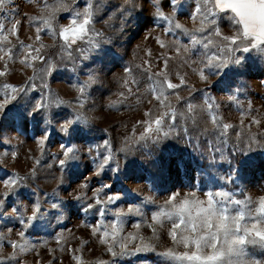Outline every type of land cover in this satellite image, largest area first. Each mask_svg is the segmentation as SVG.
<instances>
[{"label":"snow or ice","instance_id":"6c2138e0","mask_svg":"<svg viewBox=\"0 0 264 264\" xmlns=\"http://www.w3.org/2000/svg\"><path fill=\"white\" fill-rule=\"evenodd\" d=\"M11 2L12 0H0V77L7 76L9 61L31 69L32 74L22 83L17 81L0 85L4 96L0 100V112H6L13 102H19L23 98L28 106L27 117L36 120L37 124L39 120H43V126L38 128L42 134L34 137L33 147L39 150L40 157L51 156L53 163L47 167L58 169L59 175L53 176L58 186H66L67 190L76 184L67 196H61L57 188L53 189L56 194L55 202L49 203V208L56 210L57 220L64 219V210H71L73 207H77L80 214L91 213L94 219V223L86 224L89 230L87 239L83 236L78 238L71 232L67 235L57 232L54 237L55 248L49 247L47 241L43 242L47 251L55 253L58 248L61 253H70V264H115L116 257L134 256L137 253H154L161 259V264H264V194L253 196L241 188L237 198L223 189L202 194L190 189L171 191L162 202L157 203L153 195L141 196L136 188L127 186L128 181L140 179L134 160H128L133 144L143 142L146 145L151 140L154 145H159L177 126V121L184 120L187 124V120L192 119L195 123L197 108L204 112L214 126L222 129L224 143H228V130L233 129V125L229 122L221 123L223 118L214 113L210 102L212 98L207 92L200 105L192 103V94L197 89L189 85L187 74L180 68L190 69L206 89L210 76L217 78L216 83H221L234 71V66L242 64L244 57L238 55L240 51L256 50L264 57V0H197L188 13L179 11L178 0H166L171 5V11L168 12L164 11L159 0H152V14L163 18L174 29L181 30L182 34L190 38L189 44L181 45L176 40L165 42L158 35L156 43L161 49L174 50L171 55L165 52L162 57L157 56L160 64L154 67L152 50L146 48L144 57L138 64L129 61L122 67L121 73L114 76L120 86L116 93L118 99L110 102L109 106L119 103L123 107V102L133 95L137 96V104L146 101L151 106L144 108L141 118L135 120L133 125L134 133L137 125L143 131L138 137H125L119 148L105 138L101 143L87 142L86 149L84 142H77L75 137L84 129H90L88 126L97 119L86 114L87 101L92 96L94 86H103L105 77L96 68H89L85 78L81 79L76 65L90 58L87 55L89 51L100 50L103 43L112 42L111 37L103 31L88 27L93 22L94 12L100 10L103 0H86L83 8H78L77 0H71L70 3L69 0H32L38 11L35 15H27V23L34 28L32 36L27 39L20 38V20L13 17L9 24L3 20V13L10 11L6 5ZM139 7L141 4L135 0H122L114 12L123 19ZM61 12L70 13L67 23L58 22V14ZM221 14L228 20V24L223 27L217 19ZM181 15L193 21L191 27L181 22ZM44 30L54 41L53 45L43 42ZM169 31L170 29L163 28V32ZM85 40V46L77 47L79 42ZM57 45L59 51L55 54L46 51ZM197 45L200 47L197 48ZM74 52L78 54L77 57L73 56ZM194 55L198 58L192 59ZM65 61L72 62V71L76 73L71 84L76 94L71 101L56 95L47 82V77ZM176 61L179 65L173 73L172 65ZM37 79L41 81L42 94L39 98H34L29 93L37 88ZM141 84L145 85L143 93ZM182 87L188 88L187 97L180 94ZM43 89H47V92ZM228 99L240 103L235 96H229ZM69 103L76 106L74 114L61 116L56 111L57 107ZM248 110L249 113L252 110L251 102H248ZM244 115L245 112L241 111V116ZM166 118L172 121L168 123V131L164 130ZM248 125L246 138L242 139L243 134L236 132L233 153L246 154L254 146L264 150V113L249 115ZM252 125L257 126L260 131L252 132ZM53 130L62 134L65 140L58 143L55 151L49 153L48 144ZM103 131L107 132L108 129ZM183 131L187 133L189 129L184 127ZM118 154H123L126 163L121 164ZM11 156L15 158L18 153L12 151ZM87 158H91V169L87 175H82L73 182L69 170L78 167ZM40 163L41 159L37 158L35 165ZM243 163L241 161V165ZM35 165L24 175L12 169L11 174L0 178V184L3 185V191H0V216L11 217L21 225L20 230L8 227L0 231V264H29L26 254L36 250L37 246L28 242L24 229L35 227L33 221L43 217L48 210L41 211V198L38 189L34 188L30 194L35 200L30 201V211L25 212L20 199L23 193L18 191L21 187H28L29 176L33 180L39 178ZM109 172L112 173L111 177L105 179ZM233 177L243 178L242 166L232 168L231 174L226 178L232 181ZM114 181L122 182L126 188H114ZM9 196H15L16 203L10 211H4L7 206L5 198ZM44 196H48V192H44ZM122 202L127 206L117 207ZM150 204L155 209L149 214L144 209ZM109 215L111 219L108 218ZM126 222L132 223L130 229ZM148 230L151 234L146 236L145 232ZM69 238L76 243H69ZM93 238L101 246L102 253L110 254L107 258L94 254L91 260L85 258V252L94 253V248L88 247ZM162 239L170 243L161 247ZM5 241L6 245L3 243ZM248 245L260 250L259 258L249 254ZM5 246H10V250L3 252ZM31 264H44V261L36 260L34 256ZM140 264L149 262L141 260Z\"/></svg>","mask_w":264,"mask_h":264},{"label":"rangeland","instance_id":"374dc122","mask_svg":"<svg viewBox=\"0 0 264 264\" xmlns=\"http://www.w3.org/2000/svg\"><path fill=\"white\" fill-rule=\"evenodd\" d=\"M70 2L71 0H69ZM135 2L141 4V7L134 9L130 15L121 19L114 9L120 6L122 0H103L100 10L94 12L92 24L88 26L103 31L111 37L112 42L101 45V48L106 50L102 57L99 55L100 50H92L87 53L89 59L82 60L76 65L81 79L85 78L86 70L89 68H96L105 77L103 86H94L92 96L87 101L86 114L97 119H94L92 125L88 126L90 129H84L75 137L77 142H84L85 149L88 147L87 142L101 143L105 138L110 139L112 144L119 148L124 143L125 137H138L143 131V128L137 125L134 133L133 125L135 120L141 118L144 108L151 106L147 105L146 101L143 104H137V96L133 95L123 102V107L119 103L109 106L110 102H115L118 99L116 93L120 86L114 76L121 73L122 67L129 61L138 64L144 57L146 48L152 50L151 59L154 67L160 64V61L156 59L157 56L162 57L165 52L171 55L174 50L161 49L160 45L156 43L158 35L165 42L176 40L181 45L189 44L190 38L182 34L181 30L174 29L173 25L163 18L152 14V0H135ZM159 2L164 6V11H171V5L167 4L166 0H159ZM195 2L197 0H178L179 11L188 13ZM85 3L86 0H77L78 8H83ZM6 7L10 11L3 13L4 22L9 24L15 17L21 21L20 38L27 39L32 36L34 28L27 23V15H35L38 11L32 0H12ZM69 17L70 13L61 12L58 14V22L60 24L67 23ZM109 17L112 19L109 20ZM179 19L189 27L193 24V21L184 15L179 16ZM217 19L221 22L222 27L228 24L227 17L222 14L218 15ZM106 20H108L107 24ZM163 28H168L170 31L163 32ZM42 39L50 46L54 44L46 30L43 31ZM85 44L86 40L81 41L77 47H83ZM46 51L49 54H55L59 51V45L55 48L50 47ZM238 55L244 57L242 64L234 66V71L229 73L225 81L221 83H216L217 78L210 76L206 89L204 83L190 69L180 68L187 74L189 85L195 86L197 89L192 94V103L200 105L205 92H207L212 98L210 102L213 104L214 113L223 118L221 123L229 122L233 125V129L228 130V143H224L225 137L221 135L222 129L214 126L204 112L197 108L195 123L192 119H188L187 124L184 120L177 121V126L159 145H154L151 140L146 145L143 142L133 144L128 160H134L133 164L140 179L128 181V187L136 188L141 196L153 195L157 203L162 202L171 191H188L190 189L201 194L208 192V189L211 191L223 189L237 198L240 196L238 190L241 188L253 196L264 194V150L254 146L252 151L246 154H237L232 151L233 143H236V132L243 134L242 139L246 138L248 134V116L264 113V83H261L264 81V57H261L256 50L240 51ZM73 56L77 57L78 54L74 52ZM197 58L196 55L192 56V59ZM177 65H179L178 61L173 63V73ZM72 68L71 61L61 62V66L55 68L47 77V82L51 85L54 93L66 101H71L76 94L75 89L71 87L76 76ZM31 74V69L23 68L18 62L9 61V71L6 77H0V85L17 81L22 83ZM35 82L37 88L33 89L29 95L39 98L42 94L41 81L37 79ZM28 86L25 85V87ZM200 89L204 90L200 91ZM237 89L242 91H237ZM43 91L47 92V89H43ZM133 91L135 92V87ZM144 91L145 85L141 84V93ZM187 93L188 88L182 87L180 94L187 97ZM12 94L15 95V93ZM229 96H235L240 103L238 104L236 100H229ZM2 99H4L3 88L0 87V100ZM248 102L252 104L250 113ZM27 107L21 98L19 102H13L6 112H0V178L11 174L12 169H16L21 175H24L35 165L37 158L41 159V163L35 165L39 178L33 180L29 176L28 187L18 189L23 193L20 199L25 206L23 209L25 212L30 211V201L35 200V197L30 194L34 188L38 189L41 198V211L48 210L43 217H38L33 221L35 227L29 226L24 229L28 242L37 246L35 251L26 254V258L29 264L34 256L36 260L44 261V264H70V253H61L58 248L55 253H49L43 242L47 241L49 247L55 248L54 237L57 232H64L65 235L71 232L78 238L83 236L87 239L89 230L86 224L94 223V219L91 213L80 214L78 208L73 207L71 210H64V219L57 220L56 210L49 208V203L55 202L54 188L58 189L61 196H67L69 192H72V188L76 187V184L74 183L72 188L67 190H65L66 186L56 184L53 176L59 175L58 169H48L47 167L48 164L53 163L51 156L40 157L39 150L33 147L34 137L42 134L38 128L43 126V120L37 118L39 120V124H37L36 120L27 117ZM75 107L72 103L59 105L56 111L61 116L69 113L74 114ZM241 111L245 112L244 116H241ZM168 123H172V121L166 118L165 131H168ZM184 127L189 129L187 133L183 131ZM105 128L108 129L107 132L103 131ZM251 131L258 133L260 129L252 125ZM5 140L9 142L6 143ZM64 140L65 137L62 134L53 130L50 133L51 142L48 144V152L55 151L58 143L64 142ZM12 151H16L18 156L12 157ZM118 155L121 164L126 163L123 154ZM229 159H231V164H229ZM241 161H244L243 165H241ZM241 166L243 167V178L233 177L232 181L227 180L226 177L231 174V169ZM91 167V158L83 159L78 167L69 170L71 180L76 182L82 175H87ZM111 175L112 173L109 172L104 178L107 179ZM113 187L126 188V185L120 181H114ZM0 191H3L2 184H0ZM44 192H48V196H44ZM5 199L7 206L4 211H10L16 203V197L9 196ZM121 206L126 207L127 204L122 202L117 205V207ZM154 209L155 206L150 204L144 211L150 214ZM108 218L112 217L109 215ZM126 223L130 229L132 223ZM8 227H14L16 230L21 229L18 220L0 216V231H4ZM150 234V230L145 232L146 236ZM68 242L76 243L71 238ZM3 243L7 244L6 241ZM166 243H170V241L162 239L160 246L163 247ZM88 247L94 248V253L85 252V258L88 260L93 258V254L104 256V258L110 255L101 252V246L96 243L95 238ZM9 250L10 246L3 248V252ZM247 250L250 255H255L257 258L261 255L260 250L253 245H248ZM37 252L40 254L36 255ZM141 260H147L149 264H161V259L154 253H137L134 256L116 257L115 264H140Z\"/></svg>","mask_w":264,"mask_h":264},{"label":"clouds","instance_id":"9594fccd","mask_svg":"<svg viewBox=\"0 0 264 264\" xmlns=\"http://www.w3.org/2000/svg\"><path fill=\"white\" fill-rule=\"evenodd\" d=\"M105 51H106L105 49L101 48L99 51V55L102 57L104 55ZM69 193H71V192H69Z\"/></svg>","mask_w":264,"mask_h":264},{"label":"trees","instance_id":"16d2710c","mask_svg":"<svg viewBox=\"0 0 264 264\" xmlns=\"http://www.w3.org/2000/svg\"><path fill=\"white\" fill-rule=\"evenodd\" d=\"M208 191H210V189H208Z\"/></svg>","mask_w":264,"mask_h":264}]
</instances>
